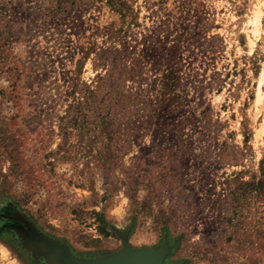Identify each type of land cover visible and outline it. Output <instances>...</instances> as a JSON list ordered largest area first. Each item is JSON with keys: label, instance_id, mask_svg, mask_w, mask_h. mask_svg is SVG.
Wrapping results in <instances>:
<instances>
[{"label": "rangeland", "instance_id": "rangeland-1", "mask_svg": "<svg viewBox=\"0 0 264 264\" xmlns=\"http://www.w3.org/2000/svg\"><path fill=\"white\" fill-rule=\"evenodd\" d=\"M259 94L264 0H0V264H264Z\"/></svg>", "mask_w": 264, "mask_h": 264}, {"label": "bare ground", "instance_id": "bare-ground-1", "mask_svg": "<svg viewBox=\"0 0 264 264\" xmlns=\"http://www.w3.org/2000/svg\"><path fill=\"white\" fill-rule=\"evenodd\" d=\"M263 96V94H259L257 97V103L261 102ZM18 221H21V224H14L12 227L19 230V232L25 236L27 242L33 245L36 250H41L45 257L49 260L50 264H161L163 254L160 251H141L131 248H128L125 252L115 255L103 262H98V260L94 261L95 263L78 261L71 256L64 244L44 238L31 229L26 221L24 222L22 219H19Z\"/></svg>", "mask_w": 264, "mask_h": 264}, {"label": "water", "instance_id": "water-1", "mask_svg": "<svg viewBox=\"0 0 264 264\" xmlns=\"http://www.w3.org/2000/svg\"><path fill=\"white\" fill-rule=\"evenodd\" d=\"M67 246V245H66ZM128 248H131L130 246H127L125 249H123L122 251H120V252H118V253H116V254H114V255H111V256H109V257H106V258H103V259H99L98 260V262H103L104 260H107V259H109V258H111V257H113V256H115V255H119V254H121V253H123V252H125ZM67 249H69L68 248V246H67ZM131 249H133V248H131ZM135 250H148V249H135ZM28 251H33V253H35V254H41V255H43V257L45 258V260L47 261V258L45 257V255H44V253L40 250V251H36V250H28ZM69 252H70V250H69ZM163 255H162V258H161V264H163V257H164V252L163 251H160ZM71 253V252H70ZM72 257H73V255H71ZM101 260V261H100ZM86 261H88V262H93V263H95L94 261H97V260H92V261H89V260H86ZM47 263H48V261H47ZM49 264V263H48ZM96 264H98V263H96Z\"/></svg>", "mask_w": 264, "mask_h": 264}, {"label": "trees", "instance_id": "trees-1", "mask_svg": "<svg viewBox=\"0 0 264 264\" xmlns=\"http://www.w3.org/2000/svg\"><path fill=\"white\" fill-rule=\"evenodd\" d=\"M101 233L104 234L105 236L109 235V232L106 231V228H102Z\"/></svg>", "mask_w": 264, "mask_h": 264}]
</instances>
